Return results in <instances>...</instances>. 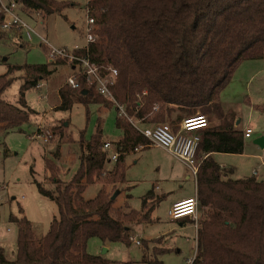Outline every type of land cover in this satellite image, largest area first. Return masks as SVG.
<instances>
[{
  "label": "trees",
  "instance_id": "16d2710c",
  "mask_svg": "<svg viewBox=\"0 0 264 264\" xmlns=\"http://www.w3.org/2000/svg\"><path fill=\"white\" fill-rule=\"evenodd\" d=\"M17 1L22 10L45 15L71 5L59 0ZM86 10L95 19L96 40L78 52L87 54L102 72L108 67L118 70L112 90L128 115L142 125L166 122L174 132L186 116L201 113L209 120L219 118L216 125L202 130L197 148V159L205 155L196 178L198 202L205 210L197 223L192 264H264V180L232 178L212 155L244 150L243 131L235 127L234 111L222 105L220 93L242 61L264 58V0H88ZM5 20L0 12V27ZM4 33L0 28V38ZM64 62L14 65L0 75V131H21L31 121L25 92L52 73L51 65ZM15 70L23 71L19 104L3 96ZM81 82L79 89L67 84L59 88L58 107L71 109L75 97L113 105L94 85ZM116 126L122 136L115 142L119 157L110 170L106 169L109 151L103 149L106 141L100 137L86 141L81 136L80 167L69 182L61 183L47 162L56 187H38L56 201L59 215L40 238L27 217L10 215L19 227L16 256L9 259L0 247V264H116L90 253L89 239L130 245L132 224L146 219L147 213L128 204L113 207L105 186L91 199L82 196L87 185L103 175L109 186L126 182L127 155L137 146H150L126 118L118 115Z\"/></svg>",
  "mask_w": 264,
  "mask_h": 264
},
{
  "label": "rangeland",
  "instance_id": "374dc122",
  "mask_svg": "<svg viewBox=\"0 0 264 264\" xmlns=\"http://www.w3.org/2000/svg\"><path fill=\"white\" fill-rule=\"evenodd\" d=\"M59 1L70 2L71 5L51 15L20 9V16L55 48L73 50L76 45H85L88 0ZM1 31L5 33L0 38V75L7 73L14 65L48 62L46 48L37 36L29 40L23 30ZM64 63L51 65L53 71L43 79V85L25 92L24 98L32 110L31 121L23 124L21 131H0V247L4 248L9 259L16 256L19 229L17 222L10 220V215L27 217L37 238L47 233L52 220L59 215L56 201L43 195L38 187V184L47 189L56 187V182L50 178L52 171L47 162L54 166L55 176L61 183L69 182L80 167L82 135L86 141L100 137L113 144L122 136L116 126L118 111L114 105L85 103L75 97L71 109L58 107V90L60 86L66 85L67 77L72 74L71 66ZM11 75L15 79L3 96L19 104L23 71L15 70ZM220 100L226 109L231 108L235 112L242 129H252L253 136L245 139L243 153L218 154L217 160L222 157L221 163L233 167L236 177H250L257 170L255 177L264 179V146L254 142L256 138L264 137V58L242 61L230 83L221 91ZM132 119L140 125L139 120ZM210 120L211 126L219 122L217 116ZM159 123L166 122L148 125ZM41 129L52 132L49 141L45 142L39 136L42 134ZM204 156V153L199 155L198 161ZM112 167L113 163L106 169ZM187 174L189 178H186ZM105 176L88 184L82 196L91 199L105 186L110 194H117L113 199V207L128 204L129 208L143 211L150 206V203L144 206V202L151 200L153 208H150L148 217L138 223L147 241L143 243V235L141 231L140 235L136 232L137 223H133L131 231L134 233L130 235L140 238L141 245L132 243V240L127 245L123 241H103L99 237H91L88 251L111 259L116 264H149V260L156 259L162 260L163 264H188L196 253L194 224L197 228L205 208L198 204L196 219L171 221L166 207L168 196H175L179 192L197 196L196 180L191 170L161 147L142 149L140 146L139 150L126 157V182L115 187L109 186ZM149 192L153 196L148 195ZM180 222L184 225L180 226ZM157 235L163 237L155 238ZM163 251L166 252L159 254Z\"/></svg>",
  "mask_w": 264,
  "mask_h": 264
},
{
  "label": "built area",
  "instance_id": "2783aa9c",
  "mask_svg": "<svg viewBox=\"0 0 264 264\" xmlns=\"http://www.w3.org/2000/svg\"><path fill=\"white\" fill-rule=\"evenodd\" d=\"M21 5L17 0H0V12L5 15L6 20L1 25V30H22L25 32L26 37L31 40L37 36L41 40V44L45 46L47 51L48 61H65L72 68V74L66 79V84L72 88L79 89L82 86L81 80L83 79L87 84L94 85L99 94L111 100L113 105L116 106L118 115L129 121L144 135L150 145L161 147L172 154L176 159L184 163L192 172L195 180L199 169V161L197 159V148L201 140L200 131L204 130L210 125V120L205 114H194L186 116L182 119L179 129L174 132L168 123H159L154 125H140L133 122L132 117L128 115L123 103L118 101L113 94V86L116 82L118 70L115 67H108L106 72H102L100 66L93 62L87 54L78 52L81 49H86L90 42L96 40L95 35V19L87 15L86 25V44L83 46L76 45L73 50L67 48H55L51 46L46 38L41 36L36 30L31 27L20 16ZM81 79V80H80ZM43 85V79L37 84V88ZM41 128V127H40ZM39 128V129H40ZM39 135L47 142L52 137L50 130H42ZM252 129L247 128L243 132L244 138L250 137ZM137 146L135 150H139ZM105 151H109L110 164H114L119 157V150L117 144L106 141L103 145ZM109 164V165H110ZM254 173H256L254 171ZM198 197L191 196L184 199H178L168 210L169 216L173 220H180L184 218L197 217L198 211ZM131 242L141 245V239L137 236L130 235ZM193 259H189L188 264H192Z\"/></svg>",
  "mask_w": 264,
  "mask_h": 264
},
{
  "label": "crops",
  "instance_id": "0c3cea01",
  "mask_svg": "<svg viewBox=\"0 0 264 264\" xmlns=\"http://www.w3.org/2000/svg\"><path fill=\"white\" fill-rule=\"evenodd\" d=\"M61 87V86H60ZM221 101V100H220ZM221 103H222V105L223 106H225L224 105V103L221 101ZM229 109H231V108H229ZM262 109H263V107H262ZM232 110V109H231ZM264 110V109H263ZM234 115H235V127H239L240 129H242L241 127H240V125H239V121H237L236 119H237V115L235 114V112H234ZM211 124V123H210ZM214 125H216V124H214ZM248 128H250V127H248ZM245 129H247V128H245ZM245 129H242V131L244 132L245 131ZM252 134H253V131H252ZM251 134V136L250 137H248V138H244V149H245V139H249V138H252V135ZM151 146H154V145H150L149 147H151ZM149 147H147V148H149ZM243 152H244V150H243ZM242 152V153H243ZM218 154H227V153H224V152H214V153H212V155H213V157H214V159L216 158V156L218 155ZM233 154H236V153H233ZM237 154H239V153H237ZM174 157V156H173ZM221 159H222V157H219V159L218 160H220V161H218L217 160V158L215 159L220 165H221V167H223V168H226L227 169V173H229V176L230 177H232V178H243V177H236V176H234L235 175V169L233 168V167H231V166H226L225 164H223V163H221ZM178 160V159H177ZM188 168V167H187ZM189 169V168H188ZM256 173H254L255 175H253V176H256L257 175V170H254ZM190 176H189V174H187L186 175V178H189ZM249 177V176H248ZM174 178V177H173ZM257 178V177H256ZM166 180V179H165ZM258 180H261V179H258ZM262 180H264V179H262ZM167 181V180H166ZM166 185V184H165ZM158 187V186H157ZM166 190H168V189H166ZM164 191V192H168V191ZM153 192V191H152ZM195 192L197 193V188H196V181H195ZM154 193V192H153ZM151 195L153 196V194L151 193ZM158 196V195H157ZM188 196H193V195H186V194H184L183 192H179V193H177V195H175V196H168L169 197V203H168V206L166 207V209H167V213H168V210H169V208L171 207V205L173 204V202H175L176 200H178V199H181V198H185V197H188ZM151 200H147L146 202H145V205L144 206H146L148 203H150L149 205V207H147V208H145L144 209V212H146L147 214H149L148 212L150 211V208H151ZM153 208V207H152ZM151 208V209H152ZM168 216H169V213H168ZM147 217H148V215H147ZM151 218V217H150ZM169 218H170V216H169ZM184 219H187V218H184ZM184 219H180L181 221H183ZM170 220L171 221H176V220H173V219H171L170 218ZM179 220V221H180ZM184 224L182 223V222H180V226H183ZM194 226H195V239H196V236H197V228H196V225L194 224ZM141 229H143L141 226H139V224L137 223V225H136V232H138V234L140 235V232L139 231H141ZM132 233H134V232H132ZM141 233H142V235L145 233L144 232V230H143V232L141 231ZM160 237H163V236H156L155 238H160ZM141 238H143V240H147V238L146 237H144V235L143 236H141Z\"/></svg>",
  "mask_w": 264,
  "mask_h": 264
},
{
  "label": "water",
  "instance_id": "95a60500",
  "mask_svg": "<svg viewBox=\"0 0 264 264\" xmlns=\"http://www.w3.org/2000/svg\"><path fill=\"white\" fill-rule=\"evenodd\" d=\"M254 142L257 143V144H259L260 146H264V137L263 136L262 137H258V138H256L254 140ZM116 196H117V194H113L112 197H111L112 200L115 199Z\"/></svg>",
  "mask_w": 264,
  "mask_h": 264
}]
</instances>
